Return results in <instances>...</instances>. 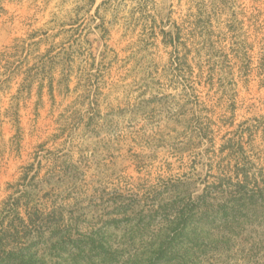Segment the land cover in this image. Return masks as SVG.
<instances>
[{
  "label": "rangeland",
  "instance_id": "rangeland-1",
  "mask_svg": "<svg viewBox=\"0 0 264 264\" xmlns=\"http://www.w3.org/2000/svg\"><path fill=\"white\" fill-rule=\"evenodd\" d=\"M201 6L203 0H0V203L43 143L74 175L45 184L38 198L66 208L67 217L79 207L74 214L87 222L111 209L98 206L103 190L137 191L191 171L203 177L210 143L192 136V125L203 127L206 117L218 148L244 135L249 153L264 162V0L235 5L254 44L250 72L235 59L231 68L221 64L213 86L196 78L208 107H186V66L173 71L169 41L179 37L185 63L186 32ZM229 6L213 18L217 31L231 18ZM225 31L218 39L231 53Z\"/></svg>",
  "mask_w": 264,
  "mask_h": 264
},
{
  "label": "trees",
  "instance_id": "trees-1",
  "mask_svg": "<svg viewBox=\"0 0 264 264\" xmlns=\"http://www.w3.org/2000/svg\"><path fill=\"white\" fill-rule=\"evenodd\" d=\"M236 2L203 0L199 20L191 23L195 28L186 32L185 63L179 37L169 41L174 46L173 71L186 66V107H208L195 86L196 78L213 86L215 77L224 72L221 64L231 68L234 59L246 73L252 68L254 44L244 30L245 22L238 19ZM226 5L231 18L217 31L213 18L218 19ZM225 29L231 53L218 39ZM260 50L258 67L263 74L264 42ZM201 51L209 55L203 58ZM63 77L68 80V72ZM206 119L203 127L192 125V136L210 143L203 177L191 171L185 178L159 179L137 191L103 190L96 198L98 206L111 209L91 222L74 214L79 207L68 211L67 217L66 208L38 198L45 184L74 175L71 165H58L60 157L52 159L53 152L39 144L34 161L21 167L22 176L9 184L12 191L0 203V264H264V162L249 153L244 135L228 138L218 148L215 123ZM18 131L14 144L21 151V127ZM197 183L202 185L200 193ZM114 214L117 217L106 219Z\"/></svg>",
  "mask_w": 264,
  "mask_h": 264
}]
</instances>
